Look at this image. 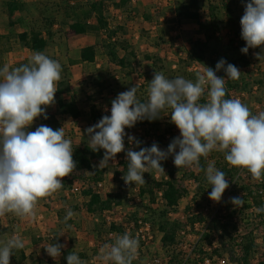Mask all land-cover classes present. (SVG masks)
I'll return each instance as SVG.
<instances>
[{"label": "trees", "instance_id": "obj_1", "mask_svg": "<svg viewBox=\"0 0 264 264\" xmlns=\"http://www.w3.org/2000/svg\"><path fill=\"white\" fill-rule=\"evenodd\" d=\"M71 2V0H64V2L63 0H39L35 4L38 16L27 23L22 19H12L14 13L23 12L27 9L29 5L26 0H8L5 2L0 10V67L5 66L3 59L12 52V44L16 40L35 53L39 52L46 55L50 44L56 45L52 42L53 33L57 35L55 38L59 37V39L85 36L90 15L84 14V17H81L82 20L70 23L73 16H71L72 11L83 8L82 4L71 6ZM127 3V0L93 1L90 6L91 11L95 13L97 23L105 37L97 44L82 49L81 55L84 62L94 63L96 61L98 47H101L111 63L123 67L126 66L129 59H138L128 40L127 27L123 24L116 26L113 24L115 21L112 14L113 10L126 8ZM174 3L177 27L182 32L184 40L190 44L193 50L191 56L196 59L208 57L214 71L221 59L226 61L225 67L227 64H233L240 70L241 75L238 80H227L223 70L216 73L217 76L226 79V99H240L242 101L244 94L250 89L255 92L264 90V58L260 60L256 58V53H262L264 49H249L247 54H243L241 49L246 46L245 41L242 40L241 34L238 37L234 35L235 28L240 21L236 0H174ZM205 14H208L209 18L206 23L204 22ZM163 16L166 14H158L156 18L147 15L146 18L157 24ZM188 21L203 26L200 37L192 36L186 30L185 23ZM18 24H27L28 31L13 32L12 29ZM169 38L160 35L155 39L156 43L153 47L161 48L169 45ZM142 59L143 63L151 67L147 69L146 66H143L140 73L141 82L126 86L125 91L136 86L137 98L141 102H146L149 82L153 79L154 71L163 72L170 79L175 77H172L169 68L170 61L167 57H163L162 52H152ZM30 62L31 60H26L24 65ZM61 67V80L58 81V90L71 93L70 99H60L59 101L63 114L72 117L74 120L88 119L93 123H98L104 116L103 108L95 103L93 97H86L81 93L83 91L72 89L73 74L71 68L67 65ZM187 75L190 77L189 80L195 81L196 76ZM117 76L116 72L110 75L104 72L90 73L86 80L96 84L101 89H105ZM203 98L204 103L207 102L205 100L206 95ZM85 104L89 105L88 110L85 109ZM170 111V109H165V112L162 113L165 116H162L161 119L151 122L143 120L137 122L132 128H126L129 132H126L127 135L124 140L125 151L116 156L119 164L114 177L121 189L116 195L114 203L130 210L132 219L136 222L140 220L150 222L154 229L158 228L163 233L162 244L165 258L171 264H183L189 256L186 251L187 235L197 233L196 225L207 223V221H211L209 228L211 232L206 233L207 241H201L199 245H196L192 255V264H203L204 248L207 246L214 248V243H217L219 247L213 249L212 257L227 254L232 262L252 264V258L259 250L254 234V231L259 229L256 224L264 223V212L257 213L255 211L257 208L264 207V177L260 181H255L247 170L241 174V169L234 168L227 163L223 153L217 156L216 151L213 150L207 158H200L199 166L194 165L191 168L181 169L179 175H177L178 169L174 166L173 157L169 156L167 160L161 162L165 174L145 173V185L136 187L134 184L125 185L122 176L127 173L126 152L129 148L139 151L140 148L151 147L153 143H156L161 150L166 151L173 139L180 136L179 130L171 123V115H166ZM256 112L254 110L252 114L258 115ZM47 119L50 120V124L57 122L53 116ZM135 134L137 135L135 136ZM128 136H133L140 141L139 147L134 143L129 144ZM103 154V149L93 152L88 145L75 149L73 152V160L76 163L75 171L70 176L63 178L64 186L56 192L61 195L62 201H67L66 191L75 183H84L86 188L81 191V194L90 198V202L86 205L87 209L92 215L96 214L100 218H103L104 214L112 208V204L102 194L100 186V182L105 176V170L96 166L102 160ZM209 163L223 171L229 183V187L222 196L220 208L211 217L209 209L213 201L209 199V193L212 188L206 179V168ZM185 179L189 180L190 183L199 185V189L193 195L189 190L182 194L179 183ZM233 197H241L243 205L234 207L231 203ZM183 198H190V203L185 210L188 219L186 226L175 219V215L180 211V201ZM70 210L76 213L80 208L70 207ZM236 217L238 223L235 224ZM243 222L255 230L248 231L246 227L243 228L241 234H236L237 228ZM185 232L186 235L183 234ZM212 235L215 237L212 238ZM26 260L27 255L23 249L13 250L12 264H23ZM44 263L43 260L36 262V264ZM133 264L139 263L133 261ZM212 264H216V259Z\"/></svg>", "mask_w": 264, "mask_h": 264}, {"label": "clouds", "instance_id": "obj_2", "mask_svg": "<svg viewBox=\"0 0 264 264\" xmlns=\"http://www.w3.org/2000/svg\"><path fill=\"white\" fill-rule=\"evenodd\" d=\"M240 26L246 44L241 49L243 54L249 49H264V0L246 3ZM256 58H264V52L256 53ZM225 64L221 59L215 71L204 66L195 81L182 76L170 79L163 72L154 71L146 102L137 98L136 86L119 93L111 102V115L103 116L85 130L88 147L93 152L104 150L99 169L107 168L117 154L125 151L126 128L143 120L161 119L165 109H170L166 115H171V123L180 136L166 151L156 143L139 151L129 148L127 173L122 176L125 185H145V173L165 174L161 162L169 156L179 175L181 169L199 166L200 158H207L213 150L223 153L230 166L247 170L253 180L260 181L264 177V112L253 115L240 99L225 98L226 79L216 73L223 70L227 80H238L241 75L235 65ZM61 72L58 61L39 52L33 54L29 64L13 70L7 65L0 69V216L11 213L35 218L39 201L60 190L63 178L75 171L72 141L65 138L64 126L54 130L40 125L35 131H26L38 117L48 118L46 110L55 104ZM205 95L207 102L201 103ZM128 141L139 147L140 141L135 137L128 136ZM206 179L212 188L209 199L221 202L229 187L225 173L209 163ZM231 203L242 206L243 200L233 197ZM255 211L264 212V207ZM73 216L68 210L65 220ZM23 247L19 235L0 241V264H10L13 250ZM64 247L52 243L45 250L56 260ZM138 247V240L125 233L117 236L114 243L104 244L98 259L103 264H133ZM66 260L67 264H85L75 251Z\"/></svg>", "mask_w": 264, "mask_h": 264}, {"label": "crops", "instance_id": "obj_3", "mask_svg": "<svg viewBox=\"0 0 264 264\" xmlns=\"http://www.w3.org/2000/svg\"><path fill=\"white\" fill-rule=\"evenodd\" d=\"M8 0H0V10L2 9L5 2ZM52 1V0H50ZM71 6H76L77 4H82L83 8H79L76 11H72L71 16L72 20L71 22H77L78 20H82L84 17V14H89L90 19L88 21L89 26L88 30L85 36L82 37H71L70 39H59V37L55 38L57 35L53 33V39L52 42L60 45L57 49V54H51L50 51L52 49V44L47 48L46 55H48L51 59L58 61L60 65H67L71 68L72 74H73V80H72V89L77 91H84L82 87L78 90L77 86L78 83H81V79L86 80L88 75L90 73H98V72H104L99 70L96 71L93 70V68H100L101 64L108 63L110 65H113L116 67V69L123 68V66H120L119 64H114L109 61V59L104 54L101 47H98L97 50V58L94 63H86L82 60V49L91 45L97 44L101 39L105 37L104 33L100 29L97 19L95 16V13L91 11V5L94 0H71ZM127 6L124 9L119 10H113L112 14L115 18L114 26L117 24H123L127 27L128 32L129 25L131 24L132 15L137 16L136 13L131 10L132 5H136V3L139 2L140 7L145 6L147 7L146 10H144L143 15L141 16L142 19L147 23V25H150L152 29L158 28L155 23L150 19L148 20L146 17L147 15H152L154 18L155 12L158 11V14H163L165 9H161L163 11H160V7L164 6L163 0H127ZM172 14L174 17H176V7L174 0H172ZM29 6H27V9L23 12H16L12 16L13 20L22 19L24 21L29 22V17L35 13L33 11V8L36 10V17L37 15V7L35 4L39 2V0H26ZM171 2V1H170ZM148 5V6H147ZM75 13V14H74ZM168 14V13H167ZM169 17L170 15H167ZM208 16V14H205ZM204 15V16H205ZM126 21H123L124 18ZM163 16V17H166ZM79 17V19H78ZM82 17V18H81ZM31 18V17H30ZM127 18L129 21H127ZM136 17H134L135 19ZM209 19L208 17L206 18ZM152 21V22H151ZM193 21H188L187 23H190ZM204 22H207L204 20ZM186 23V24H187ZM239 25V24H238ZM58 27V26H56ZM13 32H27L28 26L27 24L21 25L18 24L17 26H14L12 29ZM56 31V30H55ZM129 37V35H128ZM130 44L131 40L128 38ZM65 41V43H64ZM132 50L133 45H132ZM148 53H145V55L150 54L153 52L155 47H153L152 43L148 45ZM135 52V51H134ZM35 52L33 50L27 49L20 41H14L12 44V52L8 54L3 61H8L9 59L12 60V63H10L8 67L9 70H13L15 68H18L22 65H24L26 60H31L33 54ZM136 53V52H135ZM137 54V53H136ZM144 55V56H145ZM123 57V55H121ZM1 63V59H0ZM7 65V64H5ZM76 65V66H75ZM2 69V67H0ZM94 71V72H92ZM109 71H106L104 73H108ZM84 77V78H83ZM139 80L141 81V78L139 76ZM128 86V85H126ZM122 92H125L122 91ZM121 92V93H122ZM71 93L69 91L60 92L58 90V82H57V92L55 94V97L57 98L58 104L54 106L55 111L54 113H49L48 108L46 110L47 117H55L57 122L56 124H50L48 119H44L43 117H38V122H33L34 126H37L38 128L40 125H47L51 127L52 129H55L57 127H62V121L60 118H69L73 121H81V120H74L72 117L68 115H64L60 105L59 101L60 99H70ZM245 96V94H244ZM57 106V107H56ZM88 104H85V109L88 110ZM61 111L60 115H58L56 110ZM92 122V121H90ZM93 123V122H92ZM97 124V123H95ZM33 125L26 129V131H31L33 129ZM58 129V128H57ZM88 145V144H87ZM83 146V145H82ZM81 146H74L73 152L75 149L79 148ZM116 161V160H115ZM110 164H112L114 167H111ZM119 162H109V166L107 168H103L105 170V176L103 180L100 182V186L102 189V194L107 199L109 203L112 204V202H115L116 195L120 192V184L116 182L115 180V172L118 169ZM97 168H99V163H97ZM108 169H114L112 173H108ZM103 185L106 186V190H104ZM111 190L109 193L108 191ZM109 194V195H107ZM90 202V198L82 195L81 193L77 196H74L73 199H68L67 201H62L61 195L58 193H54L52 196L43 198L39 201L35 212V218H21L18 216H15L11 213H8L4 216H0V241H6L7 239L11 238L13 235H19L21 239L24 242V247L22 248L26 255L27 260L23 264H36L40 260H43L44 264H67L66 257L72 252L75 251L81 260L85 262V264H103L102 261L98 259L100 256V249L103 247L104 244L108 243L105 239V229L102 228V218H100L98 215L94 214L92 215L88 209L87 204ZM70 207H79L80 210L74 213V216L65 220V217L67 215V211L70 210ZM101 221V223H100ZM52 243H60L62 245H65V247L61 251V256L54 260L51 258L45 250V247ZM111 244V243H110ZM154 247L156 249H160L159 244H155ZM10 264L11 258H10ZM108 264H113V262H108Z\"/></svg>", "mask_w": 264, "mask_h": 264}, {"label": "rangeland", "instance_id": "obj_4", "mask_svg": "<svg viewBox=\"0 0 264 264\" xmlns=\"http://www.w3.org/2000/svg\"><path fill=\"white\" fill-rule=\"evenodd\" d=\"M54 1V0H52ZM57 1V0H56ZM164 3L162 7L158 8L160 11H163L161 9H165L164 12L167 15H170L169 17H162L159 21V23L155 24L158 26L156 29H152L150 25H147V23L142 19V15L144 13V10L147 9V7L142 6L140 7L139 2L136 3V5H132L131 10H133L134 13H136L137 16L131 17L130 21L131 24L129 25V39L131 40V43L133 45L134 51L137 53L138 59L131 58L127 61V64L125 67L116 69V67L113 65L108 64L107 62L104 64H101L100 68H93V70L96 69V71H99L100 69L104 72L109 71L108 74H112L114 72L117 73V77L114 78L107 86L105 89H101L99 86L96 84L89 82L88 80L81 79V83L77 86L78 90L81 89L82 87L84 89L83 92H81L83 95L86 97H93V100L95 101L96 104L99 105V107L103 108V113L104 116L111 115V102L118 96L119 93L125 90L126 85H133V84H139L141 81L139 80L140 73L142 71L143 66H146L147 69H149V65L143 63L142 57H144L145 53H148L147 51H152L148 50V45L152 43V45H155V39L158 38L160 35H164L166 37H170V44L167 46H162L161 48H156L153 52H162V55L168 56L170 58V64L169 68L172 73V77H177V76H182L185 79H190V77L187 74H190L193 76H196L197 73H203V68L209 67L211 68V63L209 61L208 57H201V58H193L191 56V53H193V50L188 42H186L182 36V32L178 29L177 27V20L176 17L173 16L172 12V0H163ZM171 1V2H170ZM244 0H238V4H241ZM64 2V0H63ZM132 2V0H131ZM148 6V5H147ZM33 15H31L28 19L29 21H32L33 18H36V10L33 8ZM161 14V13H160ZM141 15V16H140ZM158 11L155 12L154 16L157 17ZM244 15V12L240 13V20L241 17ZM123 17V16H122ZM134 17H136L134 19ZM208 16H204V20L208 21L206 18ZM124 18V17H123ZM123 21H126L125 18ZM127 21L128 18H127ZM206 23V22H205ZM239 25L236 26V30L234 31V35L238 37L239 34H241V26H240V21L238 23ZM203 27V26H202ZM200 26V24L195 23V22H190V23H185V28L188 30V32L191 33L192 36L200 37L203 32V28ZM58 29V28H57ZM60 45H54L52 44V49L50 53L57 54V49ZM152 53V52H151ZM10 63H12V60H8L5 62L8 67ZM76 66V65H75ZM100 70V71H101ZM94 72V71H92ZM97 73V72H96ZM84 78V77H83ZM193 81V80H192ZM77 91V90H76ZM88 95V96H87ZM207 101V97L205 98ZM204 103V98H201V101ZM243 104H245L251 111H257L256 114H260L264 112V90L255 92L254 90H249L245 93V96L243 100L241 101ZM58 104L57 98L55 97V105ZM54 106L48 107V112L49 113H54L55 111ZM57 107V106H56ZM89 109V105L87 106ZM58 115H60L61 111L56 110ZM62 121V127L64 126L65 128V138L70 139L72 141V146H82V145H87L89 144V137L86 133V129L89 127L95 125V123L90 122L88 119L81 120L79 122L73 121L72 119L69 118H60ZM171 120V118H170ZM39 120H35L34 122H38ZM37 126L33 125V129L31 131H35ZM176 128V126L174 125ZM61 128V127H60ZM59 129V127H58ZM129 129V128H128ZM177 129V128H176ZM55 130V129H54ZM125 132H129V130L125 129ZM137 134H135L136 136ZM221 152L216 151L217 156ZM115 162H118V160L115 158ZM111 167H114L112 164H110ZM114 169H108V173H112ZM180 189L182 191V194H185V191L189 190L192 192V195L199 189V185L194 184L193 182L190 183L189 180H181L179 183ZM104 190H106V186L103 185ZM111 190L108 191V193ZM109 195V194H107ZM77 196V195H76ZM70 199H73L71 197ZM113 203V202H112ZM180 211H179V216L176 217V220H182L181 217L185 214V210L190 203V198H183L180 201ZM217 206H215L216 208ZM130 211L126 212L129 214ZM252 217H254L252 215ZM103 220V219H101ZM183 221H186V218H183ZM101 223V221H100ZM254 224H256L254 222ZM257 227L258 232H257V241H258V247L260 250H258L259 253L254 255L252 258L254 260V264H262L260 260V253L264 252V223L258 225ZM247 224L243 222L240 224V228H246ZM102 228L105 229V225L103 224L102 221ZM105 229V233H106ZM244 232H246L244 230ZM196 242V237H191L188 239L189 244H194ZM152 249L154 247L152 246Z\"/></svg>", "mask_w": 264, "mask_h": 264}, {"label": "built area", "instance_id": "obj_5", "mask_svg": "<svg viewBox=\"0 0 264 264\" xmlns=\"http://www.w3.org/2000/svg\"><path fill=\"white\" fill-rule=\"evenodd\" d=\"M248 3V0H244L241 4H238V0H236V4L238 6V13L240 16L241 12L245 11V5ZM164 57V56H163ZM168 58L170 61V58L168 56H165V58ZM246 170H242L244 173ZM84 183H75L71 188H69L66 191V197L70 199L71 197H74L76 195H79L83 189H85ZM230 199V198H228ZM111 210L107 211L103 216V224L106 226V233H105V239L110 243H114L117 236H123L125 233L130 234L133 238H136L139 242L138 252L137 256L134 259V261L138 262L139 264H171L166 258H165V251L162 244V237L163 233L158 230V228L154 229L152 223L145 222L140 220L139 222H136L132 219L131 211L126 210L121 206H117L115 203H112ZM211 208L209 209V215L210 217L220 208L221 202L216 203L212 202L210 205ZM215 206H217L215 208ZM129 212L127 214L126 212ZM180 214L178 213L175 215V219ZM183 218H186V221H183ZM182 220H179V222L183 223V225L186 226L188 219L186 214H184L181 217ZM211 220V219H210ZM238 223V218H235V224ZM211 221H207V223H199L196 225V230L198 231L195 234L187 235L188 239L191 237H196V242L194 244H189L187 242L186 251L189 253V256L185 259L183 264H192V255L195 252L196 245H199L201 241H207L206 233H210ZM188 228V227H187ZM248 231H254V228H251L249 225H247ZM242 230L240 227L237 228L236 234H241ZM190 231V230H188ZM257 232L258 230L254 231L256 241H257ZM186 235V232L183 233ZM215 236L212 235V238ZM187 239V241H188ZM155 244L160 245V249H156L154 247ZM258 244V241H257ZM152 246L154 249H152ZM219 245L217 243H214V248H218ZM211 247H205L204 248V263L203 264H212L213 261L216 259V264H238L237 262H232L230 259V256L227 254L223 256H217L212 257L213 249ZM260 250V248H259ZM259 253V252H258ZM261 263H264V252L259 254ZM252 264H254V260L251 261Z\"/></svg>", "mask_w": 264, "mask_h": 264}]
</instances>
